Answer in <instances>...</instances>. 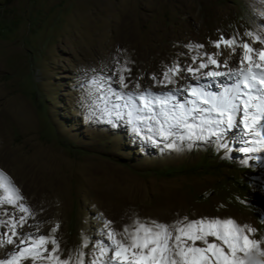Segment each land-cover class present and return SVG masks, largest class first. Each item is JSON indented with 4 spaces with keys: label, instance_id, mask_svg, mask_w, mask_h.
Returning <instances> with one entry per match:
<instances>
[{
    "label": "rangeland",
    "instance_id": "obj_1",
    "mask_svg": "<svg viewBox=\"0 0 264 264\" xmlns=\"http://www.w3.org/2000/svg\"><path fill=\"white\" fill-rule=\"evenodd\" d=\"M261 13L262 0H0V171L31 213L17 230L47 236L59 224L53 235L63 257L81 245L82 235L100 239L101 219L122 230L136 219L172 224L184 217L231 218L257 229L251 238L264 249V223L254 211L264 209L257 192L264 153L237 151L236 132L225 137L227 149L216 137L167 149L143 141L146 131L137 136L114 116L97 111L86 119L84 106L85 85L100 76H111L121 91L135 90L136 83L157 93L196 84L190 73L167 88L154 87L151 77L175 62L192 64L189 43L203 44L208 53L217 51L211 42L221 35L251 44L246 32L264 35ZM212 28L216 36L207 39ZM239 60L232 57L237 65ZM116 61L131 69L124 73L128 89H121L119 73L113 75ZM211 90L218 91L215 85ZM247 155L261 159L241 165ZM4 209L12 217L24 215L5 204L0 219H8ZM12 248H0V258ZM243 259L264 261L255 251Z\"/></svg>",
    "mask_w": 264,
    "mask_h": 264
},
{
    "label": "snow or ice",
    "instance_id": "obj_2",
    "mask_svg": "<svg viewBox=\"0 0 264 264\" xmlns=\"http://www.w3.org/2000/svg\"><path fill=\"white\" fill-rule=\"evenodd\" d=\"M260 27L264 29V21ZM245 35L254 43L264 44V36L258 33L246 32ZM211 44L217 49L215 53L201 51L203 44L189 43L185 47L189 49L192 64L184 66L175 62L166 66L160 77L156 74L151 77L154 87L167 88L177 83L178 76L187 79L182 73H190L196 84L186 83L157 93L136 83L135 90L121 91L112 87L116 81L111 76L92 78L85 85L84 106L89 109L86 119L96 116L97 111L114 116L131 125L137 136L146 131L143 141L162 143L164 148L176 151L182 150L178 141H208L209 137H216L219 146L227 149L225 137L236 132L235 140L242 145L237 151L264 153V49L253 48L237 36L221 35ZM237 48H242L243 53H237ZM222 49L228 50L227 55ZM237 55L240 56L238 65L232 61ZM221 56L225 57L222 61L218 59ZM116 63L119 66L113 70V75L119 73L121 89H128L124 73H131V69L126 66L127 62ZM210 66L211 70L204 71ZM213 85L218 91L211 90ZM185 93L187 98L181 99ZM106 122L115 126L111 119ZM186 147L192 148L193 144ZM253 159L261 158L247 155L241 165ZM257 192L264 198V183L257 186ZM23 199L11 179L0 171V208L7 204L24 213L16 218L4 209L8 219H0V228L7 226L9 230L0 231V248L7 245L13 248L0 258V264H23L25 260L32 264L38 261L39 264H245L243 255L253 251L264 257V249L259 247L261 241L251 238L257 229L238 225L231 218L207 217L197 220L184 217L172 224L136 219L122 230L114 229L113 221L101 219L103 228L97 230L100 239L82 235L81 245L62 257L65 249L53 235L59 224L47 236L17 230L24 227L31 215L30 209L20 203ZM254 211L264 223V209L254 208ZM208 237H213L214 241L209 242ZM197 241L203 246H197ZM86 248L90 251L85 252Z\"/></svg>",
    "mask_w": 264,
    "mask_h": 264
},
{
    "label": "bare ground",
    "instance_id": "obj_3",
    "mask_svg": "<svg viewBox=\"0 0 264 264\" xmlns=\"http://www.w3.org/2000/svg\"><path fill=\"white\" fill-rule=\"evenodd\" d=\"M212 15H216L217 16V11H215L214 10V14H212ZM211 18H212V16H211ZM212 21V20H211ZM212 26H214L213 24H212ZM203 29V28H202ZM204 31H205V29H203ZM213 30H214V28H212V29H209V31H210V33H211V35L210 36H208L207 37V39H210V38H214V36H216V33H214L213 32ZM204 31H202V35H205V34H203V33H205ZM254 33V32H253ZM255 33H258V34H260L261 36H264L263 34H262V32L259 30V29H257L256 31H255ZM192 37H193V35H191ZM199 36V35H198ZM201 37V36H200ZM188 39H189V37H188ZM201 41V40H200ZM210 43V42H209ZM253 48H256V49H259L260 47H259V44H257V43H254L253 41L251 42V44H250ZM209 47V46H208ZM209 50V49H208ZM148 51V50H147ZM162 51V50H161ZM236 51H237V49H236ZM165 52V51H164ZM162 54V53H161ZM227 55V54H226ZM161 56V55H160ZM154 59V58H153ZM156 60V59H155Z\"/></svg>",
    "mask_w": 264,
    "mask_h": 264
}]
</instances>
